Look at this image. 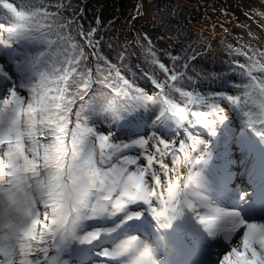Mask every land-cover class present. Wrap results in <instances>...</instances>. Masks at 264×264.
<instances>
[{"label":"snow or ice","instance_id":"6c2138e0","mask_svg":"<svg viewBox=\"0 0 264 264\" xmlns=\"http://www.w3.org/2000/svg\"><path fill=\"white\" fill-rule=\"evenodd\" d=\"M52 7L56 11H50ZM65 7L46 0H0L7 14V22H0V200L11 197L20 164L25 173L41 167L53 171L56 188L81 171L89 179L90 193L79 210L55 228L47 211L51 205L39 209L22 232L19 250L0 254V264H89L88 256L95 257L90 264H123L128 249L113 248V243L129 236L126 243L135 247L140 236L113 234L125 221L139 219L145 208L163 221L161 227L190 212L209 236L222 241L217 264H264V52L228 46L230 59L222 70L201 69L203 75L195 73L194 79L176 71L182 56L168 54L173 62L168 68L149 41L150 62L164 73V80L148 69L122 64L132 73L128 77L111 63L110 54H101L97 29L79 25L75 9L65 19ZM233 53L246 62L240 63ZM90 55L106 68L99 63L95 70L88 67ZM116 56L126 59L121 52ZM185 78L192 91L178 86ZM138 79L150 82L147 90ZM204 80H227L230 87L201 94L197 89ZM233 91L238 94H226ZM173 92L184 98L183 104L172 98ZM143 110L151 111L154 126L166 125L168 134L157 130L118 139L117 129L143 123ZM233 114L240 120L238 133L231 132ZM98 122L105 125L103 130ZM229 135L250 156L257 185L251 196L229 191L231 157L215 150V143ZM150 140L152 151L146 147ZM154 164L166 178L163 183L152 170ZM180 166L186 175L180 174ZM225 200L243 204L248 215ZM118 214L123 219L114 227L83 228L85 221ZM237 241L239 247L234 246ZM93 242H99L98 248L81 247Z\"/></svg>","mask_w":264,"mask_h":264},{"label":"rangeland","instance_id":"374dc122","mask_svg":"<svg viewBox=\"0 0 264 264\" xmlns=\"http://www.w3.org/2000/svg\"><path fill=\"white\" fill-rule=\"evenodd\" d=\"M56 1L57 0H46V2L50 4L60 3ZM59 1L64 2L65 0ZM67 1L68 4L63 3L67 6L62 10L64 18L70 19L73 14L72 10L75 9V11L79 13L77 17V23L79 25L83 26L85 29L96 28L97 39L101 41L102 45L101 54H110L112 57L111 63L116 65L121 71V75L127 74L128 77H130L132 73L128 68H123L121 65L128 64L129 68H132L133 64H130L128 61V52H132L135 57L142 60L144 59V64L141 63V65H144L142 68L153 72L161 81L164 80V73L159 70L158 66L152 65L150 62L149 41L151 42V51L154 52L158 60L164 63L168 68L173 67V62L168 54L182 56L183 58L176 64V71H185L188 76H191L190 70L192 66L188 64L189 68H184V58L197 49L196 46H194L195 44L198 45V47H202V49L208 48L213 50L218 46L219 42L223 40L226 42L227 46L225 47L227 48L231 46L233 49L239 48L242 51H247L250 48L254 51L264 52V0H197L202 5L200 7L204 17L199 21L187 24L188 31H184L179 26L173 25L170 20L172 17H175V20L183 19V16L177 11V8L181 6H191L192 3L189 0ZM16 2L19 4L21 0H16ZM212 6L214 7L213 10ZM49 10L54 12L56 8L52 7ZM220 14L221 17L219 18L218 16H220ZM126 16L128 18L126 20L127 24L128 22H132V25H129V29L132 28V37L138 42H135L133 45H131V40L126 31L119 25L120 18ZM231 20L244 21V26L241 25L240 29H236L237 31L231 29L228 35H225L226 28H228L226 23ZM0 22H7L6 10L0 9ZM165 24H167V26L163 29ZM160 27H162L161 31H159ZM72 35L75 37V42L81 43L80 38L76 36L75 33H72ZM130 45L132 51H129ZM85 51L91 52V49H85ZM117 52H121L126 59L120 61L116 56ZM233 57L240 63L246 62V58L243 55L237 56L233 53ZM89 59L92 60V63L87 66L93 68V70L97 67V63H99L101 68H106L103 61L96 62L95 59L93 61L91 55ZM234 82H238V78H234ZM137 83L140 86H144L147 90V85L150 82L147 79H138ZM178 86L182 87L184 91H192L186 78L181 81ZM229 86L220 91L228 90ZM197 91H201V94L207 92L204 86L197 89ZM22 94L25 96L27 95L26 92H22ZM226 94L234 95L238 93L233 91ZM171 96L177 103L183 104L184 98L181 97L179 93L173 92ZM200 110L205 111L206 109ZM151 116L152 113L150 110H143V123L139 127L131 126L129 129L125 127V130L122 128L117 129V138L120 140H128L129 138H135L137 135H147L150 132H157V130L158 134H168L170 129L163 124L154 126L151 123ZM96 126L101 130L105 128V125L99 122ZM239 129L240 120L233 114L231 132L238 133ZM145 138L147 139L148 137ZM151 144L152 141L150 140L149 145L146 146L149 151L153 150ZM224 149H227V152H224ZM215 150L220 152L221 155H228L231 158L232 155H239L241 157H246V155H248L244 147L234 140L231 135L227 137L226 141L218 140L215 143ZM127 154L134 155L135 153L132 152ZM165 163H167L169 167H172L170 157L165 158ZM145 164L146 162L143 160L140 162L141 167ZM130 167L132 170L135 169V166ZM152 170L160 175L163 183L166 178L161 172L159 165L154 164ZM179 171L182 176L187 174V169L184 166H180ZM146 179L150 185L153 183L150 174L146 176ZM157 190L159 191V189ZM153 206L158 207V204L154 203ZM133 210L138 211L140 209L133 206ZM245 215L247 216V214ZM109 218L112 219L113 217ZM121 219H123V215L118 214L114 222L119 224ZM100 221L105 224L106 221H108V217L100 218ZM90 222L93 223L94 220H90ZM161 222H158L147 208H145L139 219L125 221L123 224H120L122 231L121 235L124 232L138 234L141 238L154 243L157 248V257L159 261H162V257L170 258V254H173L174 257H176L175 260L183 264L184 260L193 254L196 257V262L202 257L198 264H217L218 257L223 251L222 241L218 237L213 238L209 236L208 232L190 212H184L178 215L174 220L168 222L167 227H161ZM192 225V230L194 231L191 230ZM169 242H172V248L168 246ZM200 242H203L202 246H200ZM165 244L168 246L167 249ZM87 246L89 245L81 247L87 248ZM98 246L99 242H96L90 247L98 248ZM234 246L239 247L238 241ZM202 248H204L205 252L201 254L200 250ZM163 249H166L165 252L160 253L159 250ZM167 254L168 256H166ZM87 258L88 257L85 259ZM164 260L166 259L164 258ZM188 261L189 258L187 259V262Z\"/></svg>","mask_w":264,"mask_h":264},{"label":"clouds","instance_id":"9594fccd","mask_svg":"<svg viewBox=\"0 0 264 264\" xmlns=\"http://www.w3.org/2000/svg\"><path fill=\"white\" fill-rule=\"evenodd\" d=\"M58 182L51 170L41 167L25 173L23 165H19L11 197L0 200V254L19 250L22 232L39 209L51 205L47 211L55 228L72 217L89 196V179L81 171H74L70 181L60 188L54 186ZM128 239L129 236H120L113 243V248L128 249L123 264H160L154 243L137 237L136 246L131 247L126 243Z\"/></svg>","mask_w":264,"mask_h":264},{"label":"trees","instance_id":"16d2710c","mask_svg":"<svg viewBox=\"0 0 264 264\" xmlns=\"http://www.w3.org/2000/svg\"><path fill=\"white\" fill-rule=\"evenodd\" d=\"M189 1L192 3L191 6H186L187 8L184 6L177 8L178 9L177 11L179 12V14H181L183 16V19H178V20L176 19L175 20V17H172L170 20L173 25L179 26L184 31H188L187 24L199 21L204 17V14L202 13V9L200 7L202 5L197 0H189ZM56 2H60L62 4L63 3L68 4L67 0H65L64 2L57 0ZM213 9H214V7L212 6V10ZM192 17H195V18H192ZM218 17L220 18L221 14ZM127 19H128L127 16L124 18H120L119 25L122 27V29L124 31H126L127 35L129 36V39L131 40L130 43H131V45H133V44H135V42L137 40H135L132 37V33H131L132 28L129 29V25H132V22H128V24H127V22H126ZM130 21H131V19H130ZM134 24H135V22H134ZM226 25L228 28H226L225 35H228V33L231 29L236 30V29H240L241 25L244 26V21L242 22V21H237V20H231V21H228L226 23ZM166 26H167V24L164 25L163 29H165ZM161 28L162 27H160L159 31H161ZM163 29H162V31H163ZM136 43H138V42H136ZM131 45H130L129 51H132ZM194 46H196L197 49L194 50L193 52H191L189 54V56H186L184 58L185 63L190 64V66H192L190 73L194 79H195V73H200L201 76L203 75V72L200 71L201 69H203L205 72H215L218 70H222L224 67L223 62L230 59L229 54H228V48L225 47V46H227L226 42H224L223 40L221 42H219L218 46H216L213 50L208 49V48L202 49V47H198V45H196V44ZM128 53H129V55L127 54L128 55V61L130 62V64H133L132 69H136L137 66L139 68H142L144 66V65H141V63L144 64V59L142 60V59L135 57L132 54V52H128ZM93 61H94V57H93ZM230 78H232V77H230ZM202 86L206 87L207 92L208 91L211 92V91H216V90L220 91L221 89H226L229 86V83L227 80L217 81V82L204 80V81L200 82V87H202ZM122 129L125 130V127H122ZM126 129H129V127H126ZM117 216H114L112 219H110L108 217V221H106L105 224L102 223L100 221V219L94 220L93 223L90 221H85L83 224V228L84 229L103 228V227L104 228H110L109 226L117 225L114 222V220ZM121 232L122 231H121V225H120V227L117 228L115 234H121ZM93 243H96V242H93ZM90 246H93V244L87 246V248L92 249V247H90ZM94 258H95L94 256H88V258L86 260L90 264L91 260ZM74 259H75V257H74Z\"/></svg>","mask_w":264,"mask_h":264},{"label":"bare ground","instance_id":"6f19581e","mask_svg":"<svg viewBox=\"0 0 264 264\" xmlns=\"http://www.w3.org/2000/svg\"><path fill=\"white\" fill-rule=\"evenodd\" d=\"M233 157H234V159H233ZM251 163L252 162H251L249 155H246V157H244V156L241 157L239 155H232L231 162H230V165H231L230 181H229V185H228L230 192H234L236 194H238L240 192H245L249 196L252 195L253 189L257 185L254 182V177H253L252 170H251ZM255 179L258 180L259 177L257 176V177H255ZM224 203H232L236 207L244 208V214L248 215L247 209L243 204H236L235 201H228V200H225ZM249 203H251V201H249ZM256 218H260V217H256ZM202 245H203V242H200V246H202ZM165 247L167 249V245ZM192 255L193 254L188 256L184 260L183 264H190ZM188 258H189V261L187 262Z\"/></svg>","mask_w":264,"mask_h":264}]
</instances>
